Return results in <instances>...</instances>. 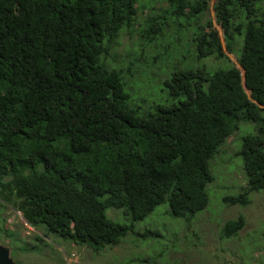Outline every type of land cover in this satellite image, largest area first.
I'll return each instance as SVG.
<instances>
[{
	"label": "trees",
	"instance_id": "trees-1",
	"mask_svg": "<svg viewBox=\"0 0 264 264\" xmlns=\"http://www.w3.org/2000/svg\"><path fill=\"white\" fill-rule=\"evenodd\" d=\"M145 1L0 0V207L95 253L133 229L108 219L109 208L132 222L162 204L173 219L202 212L210 161L242 123L256 126L239 152L247 186L224 202L245 206L264 190V0H215L221 35L210 0H164L158 10ZM136 27L142 52L161 50L153 60L169 41L193 57L163 82L166 103L148 109L111 60L122 31ZM223 45L238 46L241 69L203 62L227 58ZM245 223L228 220L224 236Z\"/></svg>",
	"mask_w": 264,
	"mask_h": 264
},
{
	"label": "rangeland",
	"instance_id": "rangeland-1",
	"mask_svg": "<svg viewBox=\"0 0 264 264\" xmlns=\"http://www.w3.org/2000/svg\"><path fill=\"white\" fill-rule=\"evenodd\" d=\"M140 3L149 6L145 0ZM166 3L157 0L153 5L158 10ZM214 3L215 0L209 2V16L221 35L213 11ZM148 9L139 14V24L144 21ZM140 30L136 27L132 32L122 31L119 44L112 49L111 60L125 71L128 89L138 97H133L135 103L148 109L166 103L163 82L175 66H190L193 57L189 44L171 45L169 41L164 46V53L158 60H153L161 50L148 48L142 52L144 41ZM168 45L172 46L170 51ZM224 45L227 58H210L203 62L212 67L241 69L237 59L238 46L234 53H229ZM235 133L210 161L214 180L207 185L209 203L190 220L173 219L168 204H162L138 222H132L124 209L109 208L106 210L108 219L120 225L133 224V229L118 245L95 253L84 245H75L55 235L45 236L43 229L29 227L20 212L6 206L0 207V245L9 250L15 264H264V190L251 193L250 203L245 206L224 202V197L236 196L247 186L239 152L243 137L256 133V126L242 123ZM239 216L246 221L243 229L234 236H224V224ZM147 231H157L159 236L143 237ZM8 233L14 235L9 237Z\"/></svg>",
	"mask_w": 264,
	"mask_h": 264
},
{
	"label": "water",
	"instance_id": "water-1",
	"mask_svg": "<svg viewBox=\"0 0 264 264\" xmlns=\"http://www.w3.org/2000/svg\"><path fill=\"white\" fill-rule=\"evenodd\" d=\"M0 264H15L9 256V250L2 245H0Z\"/></svg>",
	"mask_w": 264,
	"mask_h": 264
},
{
	"label": "built area",
	"instance_id": "built-area-1",
	"mask_svg": "<svg viewBox=\"0 0 264 264\" xmlns=\"http://www.w3.org/2000/svg\"><path fill=\"white\" fill-rule=\"evenodd\" d=\"M72 257H73V258H76V255H75V254H73V255H72Z\"/></svg>",
	"mask_w": 264,
	"mask_h": 264
},
{
	"label": "crops",
	"instance_id": "crops-1",
	"mask_svg": "<svg viewBox=\"0 0 264 264\" xmlns=\"http://www.w3.org/2000/svg\"><path fill=\"white\" fill-rule=\"evenodd\" d=\"M258 256V255H257Z\"/></svg>",
	"mask_w": 264,
	"mask_h": 264
}]
</instances>
